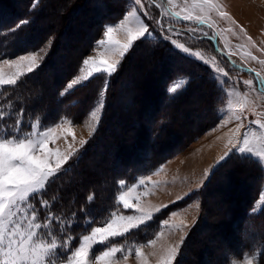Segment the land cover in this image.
Returning a JSON list of instances; mask_svg holds the SVG:
<instances>
[{
	"label": "rangeland",
	"instance_id": "rangeland-1",
	"mask_svg": "<svg viewBox=\"0 0 264 264\" xmlns=\"http://www.w3.org/2000/svg\"><path fill=\"white\" fill-rule=\"evenodd\" d=\"M95 1L96 3L94 4ZM102 1L103 0H87V4L84 7L85 10L83 11L85 14L81 15L79 13V7L76 4L72 7L70 6L73 1L45 0L41 3V0H33L32 7H38L40 9L41 6H44L43 12L44 14H47V19L52 21V18H54L55 23L53 25L54 27L57 26L59 33L62 32V34H59L56 38V36L51 34L50 31H47L48 33L46 32V34H43V38L40 40V45L37 46L36 49L22 52L13 57L0 58V72H3L6 76L14 75L17 72V68L14 65L5 64L2 62L3 60L15 61L21 56L36 54L38 66H34V71L41 64L46 63L51 54L50 50L53 42L58 40L62 47V50L60 51L61 54L59 55L60 60L64 59L63 61H65L66 59H69L72 61L75 56L74 53L77 52L86 42L82 31V29H85V26L82 25V23H84L82 22L84 17L81 16H85V20L88 22L91 20L90 17H96L98 15L97 11L102 9ZM108 1L111 2L113 0ZM113 2H115L114 4L119 2L117 5L122 7V10H124L123 13L117 16L115 20L105 23L102 29L98 25V34L95 37H92L94 38L93 41L91 38V41L93 42V44H91L92 46L82 57L77 69H75L74 72L69 71L70 77L67 80L63 91L66 90L67 85L74 77L86 74V68L81 71V68H83L82 61L84 59L88 57H105L110 60H120L118 54L106 52V48L111 46L107 44L103 47L97 46L98 41L106 39L104 33L107 26H114L117 28L113 33V39L120 41L121 44L126 42V33L119 28V25L132 11L133 0H114ZM219 3L223 6L224 10L229 13L231 19H221L215 12H213L211 14L212 20L215 22V28L213 29L208 28L204 24L197 26L186 21H172L170 24L168 23L171 18L164 16L163 13L165 9L171 13H175L181 11L186 6L195 8L193 0H173L171 4L165 3V0H153L151 7L152 17L164 21L168 26L175 27L177 30L186 34L192 33L193 28L196 29V39H192L188 36L174 37V39H177L178 42L184 43L185 46L190 47L191 49L199 51L202 59L193 58L188 54H184L181 49H178L170 41L163 39V34L159 32L155 20L150 17H145L142 11L137 12V17H139L140 21L148 24L150 30L155 29L153 34L156 39L149 38L148 40L150 42L153 41L155 43L161 42L163 44H168L173 50L201 63L206 67L207 71L209 70L210 76L216 85H218V82L213 78L214 72L211 66L217 63L222 65L225 71H229L232 78L237 81L249 79L256 72H259L261 73V76H264V63H261V61H264V0H219ZM103 12L104 11H99V14H104L105 12ZM129 19L131 22L126 27H134L137 21L131 17H129ZM69 24L72 30L67 31L66 29ZM185 25H187V27H185ZM241 28L243 31H241ZM25 29L26 28H24L23 31ZM228 29H231V31H228ZM202 33H207V37H204ZM217 33H219V35H217ZM249 37L251 38V41H249ZM210 38L215 39L217 46ZM253 45H255V47H253ZM131 50L132 49L129 50L124 58H127ZM227 51H231L234 54L230 56L227 54L221 55V53H226ZM248 53L255 56L256 60H249ZM138 54H141V49L139 52H135L132 57H135ZM131 60L125 62L123 70L117 75L118 77L115 81L113 79L114 83L111 87L110 81L118 71L108 78L104 107L102 110L97 111V115L100 117L98 125L97 121L90 116V111L98 100L99 91L103 88L104 74L97 73L89 81L82 82L81 85L74 86L68 91L72 92L83 84H90L88 90L83 91L84 95H88L86 98L90 97L91 99V101L88 102V110L78 122L64 124L63 130L58 128L57 135L59 138L54 144L49 145L50 148L59 149L62 153L67 151L76 152V150H79L76 154V156H78L82 153V149L85 145L91 141L90 143H92V146L89 148V152L92 153L91 151L94 150L93 155L85 159V169L86 174H88L87 178L90 185L98 186L102 184V182L96 180L98 179V175L105 176L110 182L114 174L111 172L109 173L107 170H114V167L118 162L117 157H122V159L127 157L125 156L127 155V152L118 155L116 147H123L127 150V147L132 148L140 146L143 149V147L149 145L148 142L153 144L152 139L153 135H155V130L151 128V109L149 108L144 112V109H141L140 107L148 101L146 96L148 89L155 90L157 89L156 87H159L160 85L149 84L148 82L145 83L143 80H147V77L151 75H157L158 72L155 71V67L152 70V67H149V64L145 65L146 61H143L142 59L139 60V64L137 65H135L134 62L129 63ZM229 61H231V64L228 63ZM232 64L235 66H242L244 70L236 71L232 68ZM59 65L61 66V64ZM138 66L139 70H137ZM148 68L150 69L148 70ZM236 69L238 68L236 67ZM248 69H251L252 72L249 73ZM20 71L24 74L30 73L28 72L27 62L23 64ZM127 73L131 75L132 81L127 82L128 79L126 81L123 79L122 81V76L125 74V77H127ZM137 83H141L137 87L139 91H137V89L135 90L134 87ZM186 85L187 78H177L168 84V92L172 94L169 89L175 86L177 88L175 93H177L184 89ZM146 87H148V89ZM203 90L206 91L201 85L193 90L189 100L178 102L180 107L179 111H181V113H178L177 118L178 121L183 124L177 127L176 131L180 134H185V131L187 133L190 132L191 128L192 130L194 129L195 126L191 127L190 124L191 119L197 121V125L199 120L208 118L209 111L200 103L201 99L196 94L199 91L203 92ZM204 95H206V93H204ZM221 95L223 104L221 108L219 107V118L214 125L208 129H200L199 132L197 131V136L192 140L187 141L183 147H180L181 149L166 154L167 156L171 154V156L157 168H154L149 174H142L131 184H127L124 180H121L124 181L125 187L122 189L120 184V190L116 194L115 202L118 207L114 213L117 216L139 215L140 213L135 211L136 207H144L146 210L153 213V219L141 225L143 228V226L155 221V217L162 213L161 220H159L157 224V232H162V235L159 236V239H157L154 246H145L141 249L146 264H159L164 255L163 249L180 243L182 236H185V239L188 237V241L184 239V242L181 245L182 248L186 242V249H182L183 251L186 250L184 254L186 260H181L179 264H246L245 258L250 259L251 264H262V262H264L260 259L261 248L264 247V244L262 245V243L257 244L256 249H258V251H254L251 254H244L240 258L231 257V255L228 258L224 257L229 254L230 250L228 251L227 249L231 248V246L228 247L229 244H227V242H230L229 239L232 240V236L226 238L224 235H233V233L236 232L235 227L237 226V224H233V222L231 223L230 220H228L230 217V207L233 205V202L231 201L233 198L230 196V193L236 191L234 189L236 186L239 187V183L242 182L241 175L235 176V174H233L235 173L233 168L227 166L215 178V186L213 189H210V193L207 192L208 194H202L204 186L210 182L215 171H217L219 166L227 159L226 158L223 161L220 160L227 150L226 145H228L229 140L234 138V130L237 123H239V121L234 119V116L239 114V110L241 108L244 109L243 115L247 117V120L245 121L246 125L248 121L252 120H260L261 122H264V96H260L254 91L247 90L242 84H239L230 95L224 93ZM209 96H205V98H208ZM112 98H114L115 102L113 107L114 113L107 109L110 106ZM133 99H136L137 102L132 101ZM223 120H229V122L225 124L222 122ZM133 124H135V126H137V124L139 125L135 128L132 126ZM188 124L189 126H187ZM140 126H142L144 133L143 138L139 135V132L137 133ZM69 127L72 129L75 139H73V136L71 135L66 136L64 134V130H67ZM186 127L188 129H186ZM99 128V134L95 135ZM93 129H95L94 132ZM241 132H243V129H241ZM90 133L92 134L90 135ZM180 136L181 135H179V137ZM164 138L166 139V137ZM82 140L87 141V143L82 145L80 143ZM175 140V136L168 138V142L164 145L166 146L165 150H161L160 158H165L163 157V152L169 151L166 149L170 148L169 145L171 143L174 144ZM250 140H252L254 144L257 143V141L251 136ZM140 143L142 144L140 145ZM113 144L116 146L115 149L112 147ZM69 145H72L71 149H69ZM157 146L158 145H156V147ZM73 157L69 159L67 164L71 162ZM237 159L239 162H242L238 156ZM249 160L256 163L261 174L260 186L258 190L256 189L257 199L251 207V213L258 215L264 209V201H261V196L264 195V164L259 163L255 157L249 158ZM83 166L85 167L84 164ZM206 173L207 176L205 175ZM142 177L145 178L146 187H141L139 185V180ZM75 184L77 187H81L79 183ZM85 185L86 183H84V186ZM247 185V188L243 186L241 190L247 189V192L250 191L249 186L251 187L253 185L250 179L247 180ZM73 187H75V185ZM99 195L103 198L104 203L105 201L109 202V198L105 192L99 193ZM121 195L133 204L131 209H124L123 203L120 200ZM213 197L215 198L212 199ZM203 199L204 201H202ZM205 201L207 204L205 203L203 207L207 218L203 223L199 218L202 213V204ZM172 205L173 207H171ZM165 206L169 207V209L164 213L163 211L167 209ZM157 209L160 211H157ZM110 218H112V215ZM110 218L103 224L97 226L105 225L106 222L110 221ZM223 220H225L226 223H224ZM222 222L227 224L223 228L222 225H220ZM261 223L262 225H260ZM263 225L264 220L262 218L257 225L259 231H257V229L253 227L254 225H252L251 228H253H249V230L247 229L242 235L244 238H258L259 236H264V230L262 229ZM239 226H241V228L247 227L248 222L244 223L240 221ZM141 227L139 229H141ZM178 228H182V231L178 230ZM54 229L57 231L59 237V227L54 225ZM152 232L153 230L149 231L150 237L149 234H146L148 238L144 236V241H140L136 239V237H131L129 240L122 239L121 242H117L119 238H122L118 237L114 238L112 243L123 244L125 246L132 245L133 242L144 244L147 242V239L151 238V235L154 237V235L157 234ZM70 233H72L71 230ZM88 234H90V232ZM254 241L256 242V240H253V242ZM69 243L72 244L73 240ZM104 247L105 245L103 244L96 245L95 248L97 254H99V250L104 249ZM182 250L180 249L174 264L179 260L178 257ZM57 251L61 257L65 254L64 249H58ZM118 264H144V262L135 258L134 255H129L127 259H120Z\"/></svg>",
	"mask_w": 264,
	"mask_h": 264
},
{
	"label": "trees",
	"instance_id": "trees-1",
	"mask_svg": "<svg viewBox=\"0 0 264 264\" xmlns=\"http://www.w3.org/2000/svg\"><path fill=\"white\" fill-rule=\"evenodd\" d=\"M44 1L45 0H41V3ZM69 1H73L70 4L71 7L76 4L79 7V13L81 15L85 14L83 11L85 10L84 7L87 4V0ZM113 1L109 2L108 0H103L102 9L97 11L98 15L96 17H90L91 20H89V22L85 20V16H81L84 17L82 20L84 23H81L85 26V29H82V31L85 37L84 40L86 42L77 52L74 53L75 56L72 61L69 59H66L65 61H63L64 59L60 60L59 55L61 54L60 51L62 50L61 43H59V40L54 41L50 50L51 54L46 63L41 64L33 72L22 76L17 81L16 85L5 86L7 91L0 89V92H3V95L0 96V104L3 105V109L0 110L5 112L6 117L8 113L19 111L22 108L24 110L25 123L30 122L33 117H38L47 126H52L56 123H59L60 120L65 118L71 120L72 122H78L81 120L88 110V102L91 101L90 97L86 98L88 95H84L83 92L88 90L90 84H83L75 91L66 92V94L63 96H61V92L65 88L67 80L70 77L69 71L74 72L75 69H77L82 57L92 46L91 44H93L92 41L94 39L92 37H95L98 34L99 27L102 29L105 23L115 20L117 16L123 13L124 10H122V7L117 5L119 2L114 4L115 2ZM3 3H8V6L6 4L4 6ZM95 3L96 1L94 4ZM32 4L33 0H3V2L0 0V58L13 57L21 54L22 52L36 49L37 46L40 45V40L43 38V34H46L47 31H50L51 34L56 36V38L59 34H62V32L59 33L57 26L54 27V18H52V21L47 19V14H44L43 12L44 6H41L39 9L38 7L33 8ZM109 4L112 6V8H109L105 13L103 12L104 14H99V11H104V6L106 7V5ZM115 5L116 7L120 8H116ZM11 11L12 14L10 15ZM24 20L30 22L24 24L20 28H17L16 26ZM70 24L66 29L67 31L72 30V28H70ZM24 28L26 29L23 31ZM140 49L141 54L132 57L133 54L135 52H139ZM141 59L146 61L145 65L149 64V67H152V70L155 67V71L158 72L157 75H151L147 78L153 76L159 77L157 83L147 80H143V82H148L149 84H160L155 90H149L148 87H146L148 89V93L146 94L148 101H146V103L140 107L141 109H144V112L149 108L151 109V128L155 130V135H153L152 139L153 144L148 142L149 145L143 147V149L139 146L132 148L127 147V150L123 147H116L115 144H113L112 147L114 149L116 147L118 155L120 153L125 154L127 152V155H125L127 157L124 159H122V157H117L118 162L116 166L114 165L117 168L114 167V170L106 169L109 173L111 172L114 174L110 182L105 176L98 175V179L96 180L98 182H102V184L95 186L88 183V174H86L85 169V159L92 156L94 151H91L92 153L89 152V148L92 146V143H90L91 141H89L82 149V153L78 156L75 155L71 162L64 166V169H67V171H62L60 178L55 179V182L50 185L49 191L46 195L47 199L52 200L55 198V202L52 205L55 215L72 221L68 225V229H70L72 232L70 234L73 236V243H75L76 246L80 236L88 234L92 227L103 224L111 217L112 213L116 211L118 206L115 202V198L117 192L120 190L119 182L121 180H124L127 184H131L135 182V180H137L142 174H149L152 172V170H154V168H157L161 163L166 161L171 156V154L168 156L166 154L175 152L176 150L178 151V149H181L180 147H183L187 141L196 137L200 129H208L218 121L219 107L221 108L223 104L221 95L222 93L219 88H217L214 80L211 78L209 70L207 71L206 67L196 60H193L184 54L173 50L168 44H163L161 42L155 43L153 41L150 42L149 40L145 42L144 38L138 40L127 58H124V60L120 63L118 73L110 81V87L113 86L115 79L118 77L117 75L123 70L125 62L131 60L129 63L134 62V64L137 65ZM59 64H61L62 67ZM149 69L150 68H148V70ZM137 70H139V66L137 67ZM128 75L129 73H127V77H125L124 74L122 76V81L123 79H125V81L128 79L127 82L132 81L131 75H129V77ZM180 77L187 78L186 87L177 93H169L168 84ZM89 83L94 84L92 82ZM140 84L141 83L138 85ZM201 85L206 91H199L196 94L201 99L200 103L208 109V118L199 120L197 125V121H193L191 119L190 124L191 127L195 126L194 129L192 130L191 128L190 132L187 133L185 131V134H180L176 131L177 127L183 124L182 122L178 121L177 118L178 113H181V111H179L180 107L178 102H185L186 100H189L193 90H195L197 87H200ZM134 87H136V85ZM204 93H206V95H204ZM205 96L209 97L205 98ZM132 101L137 102L136 99H133ZM114 103V98H112L110 106L107 108L108 111H111L112 113H114ZM13 119H15V117H13ZM133 125V127L137 128L139 124H137V126H135V124ZM187 126H189V124ZM186 129L188 128L186 127ZM98 132H100V128L97 130L95 135L99 134ZM138 132L143 138L144 133L142 126H140V129L137 130V133ZM179 135H181L182 138L181 136L179 137ZM171 136H175V143H171L169 145L170 148L166 149L169 151L163 152V157L165 158L162 159L160 158L161 150H165L166 146L164 145L168 142V138ZM164 137H166V139ZM141 144L142 143H140V145ZM156 145L158 146L156 147ZM241 161L242 162H239L237 157H228L219 166V169L215 171L212 179L204 186L202 191V194H206L207 192L210 193V189H213L215 186V178L227 166L233 168V171L235 172L233 174H235V176L241 175L242 182L239 183V187L236 186L234 188L236 191L230 193V196L233 198L231 200L233 205L230 207V217L228 220H230L231 223L233 222V224H237V226L235 227L236 232H234L233 235H224L226 238H230L232 236V240L229 239L230 242H227V244H229L228 247L231 246V248L227 249L230 251L228 255L224 256L226 258H228L230 255L231 257L240 258L244 254H251L254 251H258V249H256L257 244H264V236H257L258 238H244L242 235L247 231V229L249 230L252 225H254L253 227H255L257 231H259L257 225L260 219L263 218L264 220V209L258 215L251 213V207L257 199L256 192L260 186L261 174L254 161L249 159ZM81 167L83 169H81ZM239 169H241V171ZM249 179L253 183L251 187L249 186L250 191L247 192V189L241 190L243 186L247 188V180ZM75 183H79L82 189L80 186L77 187ZM84 183H86L85 186ZM74 185L75 187H73ZM104 192L109 198V202L107 201L108 203L105 201L107 204L103 202V198L101 195H99V193ZM90 197L91 199H89ZM214 198L215 197L212 199ZM202 201H204V199ZM205 203L206 201L202 204V213L201 217L199 218V220H202L203 223L207 218L203 207ZM171 207H173V205ZM168 209L169 207H167V209H165L163 212H167ZM40 211L43 213L47 210L41 209ZM161 214L155 217V221L143 226V228L141 227V229H138L133 233L128 234L127 239L122 237L119 238L117 242H121L122 239L129 240L131 237H136V239L144 241V236L148 238L146 234L148 235L150 230L158 233L157 224L158 221L161 220ZM86 221L87 225L85 224ZM240 221L244 223L248 222L249 227L247 226L241 228V226H239ZM223 222L226 223L225 220H223ZM223 222L220 224L222 225V228L227 225ZM260 225H262V223ZM262 229L264 230V225L262 226ZM151 238H153L152 235ZM151 238L147 239L146 241L150 240ZM187 239L188 237L185 240ZM253 240H256V242H253ZM182 249H186V242L184 246H182L181 250ZM185 252L186 250L181 251L178 257L179 260H177L176 264H179L181 260H186L184 255ZM260 259L264 261V247L261 248Z\"/></svg>",
	"mask_w": 264,
	"mask_h": 264
},
{
	"label": "snow or ice",
	"instance_id": "snow-or-ice-1",
	"mask_svg": "<svg viewBox=\"0 0 264 264\" xmlns=\"http://www.w3.org/2000/svg\"><path fill=\"white\" fill-rule=\"evenodd\" d=\"M172 2L173 0H165V3L168 4ZM193 3L195 8L186 6L175 13L165 9L164 16L171 18L168 23L186 21L197 26L204 24L208 28L214 29L215 22L211 17L213 12L221 19H231L219 0H193ZM152 4L153 0H133L132 11L119 25V28L126 33V42L121 44L120 41L113 39V33L117 30L114 26H107L104 33L106 39L97 42L98 47H103L105 44L111 46L106 48V52L118 54L120 60H110L105 57L84 59L81 71L86 68V74L74 77L67 85L66 90L61 92V96H63L74 86L89 81L97 73L104 74L103 88L99 91L98 100L90 111V116L97 121V125L100 119L97 111L104 107L108 78L118 71L121 60L133 48L136 41L141 38H144L145 42L149 38L156 39L153 34L155 29L150 30L148 24L140 21L137 12L142 11L145 17L155 20L159 32L163 34V39L170 41L184 54L193 58H201L199 51L174 39V37L186 36L196 39V29L193 28L192 33L186 34L175 27L168 26L164 21L152 17ZM129 17L137 21L134 27H126L131 22ZM29 22L21 21L16 27L20 28ZM241 31H243L242 28ZM202 35L207 37L208 34L202 33ZM249 41H251L250 37ZM224 54L230 56L234 53L231 51L221 53V55ZM247 55L249 60H256V57L251 53ZM2 62L17 68V72L11 76L0 72V89L5 91H7L5 86L16 85L17 81L25 75L20 71L25 62L28 65V72H32L34 66H38L36 54L21 56L15 61L3 60ZM228 63L231 64V61ZM211 67L214 72L213 78L218 82L217 86L221 93L230 95L239 84H242L247 90L264 96V76H261V73L256 72L249 79L237 81L219 63ZM232 68L236 71L242 70L236 69L234 64H232ZM248 71L252 72L251 69ZM169 91L175 93L177 88L173 86ZM2 95L3 92H0V96ZM0 109H3L2 104H0ZM243 112L244 109L241 108L239 114L234 116V119L239 123L234 130V138L229 140L226 145L227 150L220 160L223 161L230 156H238L241 160L255 157L259 163L264 164V122L252 120L248 121L246 125L247 117L243 115ZM222 122L227 124L229 120ZM71 123L72 121L65 118L53 126H47L38 117H33L30 122L25 123L22 108L19 111L8 113L7 117L5 112L0 110V264H118L120 259H127L129 255H134L135 258L146 264L141 249L145 246H154L162 232L157 233L144 244L133 242L132 245L125 246L112 243L114 238L127 239L129 233H133L141 225L153 219V213L144 207H136L135 211L140 213L139 215L117 216L113 213L112 218L105 225L92 227L90 234L82 235L77 241L78 246L75 243H69L73 240L70 229H68V225L72 221L55 215L52 208L55 198L50 200L46 198V195L50 185L55 182V179L60 178L62 171H67L64 169V165L79 151L62 153L59 149L49 147L59 138L57 129L63 130L64 124ZM94 131L95 129H93ZM64 134L71 135L75 139L71 127L64 130ZM250 136L257 143L254 144L250 140ZM80 143L83 145L87 141L82 140ZM71 148L72 145H69V149ZM205 175L207 176V173ZM120 184L123 189L124 181H121ZM139 185L146 187L145 178L142 177L139 180ZM120 200L124 209L133 207V204L123 195L120 196ZM261 201H264V195L261 196ZM41 209L47 211L42 213ZM157 211L160 210L157 209ZM85 224L87 225V221ZM54 225L59 227V237ZM178 230L182 231V228H178ZM184 239L185 236H182L180 243L164 248V255L159 264H174ZM98 244L105 245L104 249L99 250V254L95 248ZM58 249L65 250L63 257L58 254ZM245 260L246 264H251L250 259L245 258Z\"/></svg>",
	"mask_w": 264,
	"mask_h": 264
},
{
	"label": "bare ground",
	"instance_id": "bare-ground-1",
	"mask_svg": "<svg viewBox=\"0 0 264 264\" xmlns=\"http://www.w3.org/2000/svg\"><path fill=\"white\" fill-rule=\"evenodd\" d=\"M6 1V0H5ZM2 2H3V0H2ZM6 5L8 4V3H5ZM5 4L3 3V5L5 6ZM8 6V5H7ZM109 8H112V6L109 4V5H106V7L104 6V12H107L108 11V9ZM5 9H7V8H5ZM3 10V9H2ZM7 11V10H6ZM10 13V12H9ZM12 14V11H11V13H10V15ZM159 77H155V76H153V77H150V78H147V81H150V82H155V83H157L158 82V79ZM139 84V83H138ZM138 84H136V87H135V90L137 89V87L139 86ZM146 86V85H145ZM137 91H138V89H137ZM160 94V93H159ZM182 107V106H181ZM186 125V124H185ZM132 126H134V125H132ZM149 148V147H148ZM130 157V156H129ZM147 159V158H146ZM155 159V158H154ZM151 161V160H150ZM82 169V168H81ZM85 170V169H84ZM240 171H241V169H239ZM81 171H83V170H81ZM84 172V171H83Z\"/></svg>",
	"mask_w": 264,
	"mask_h": 264
},
{
	"label": "water",
	"instance_id": "water-1",
	"mask_svg": "<svg viewBox=\"0 0 264 264\" xmlns=\"http://www.w3.org/2000/svg\"><path fill=\"white\" fill-rule=\"evenodd\" d=\"M214 43H215V45L217 46V44H216V41H215V39H213V38H210ZM221 53V52H220ZM236 67L238 68V69H242V70H244V68L242 67V66H237L236 65Z\"/></svg>",
	"mask_w": 264,
	"mask_h": 264
}]
</instances>
